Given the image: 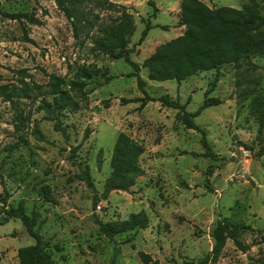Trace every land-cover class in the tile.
I'll return each instance as SVG.
<instances>
[{"label":"rangeland","instance_id":"1","mask_svg":"<svg viewBox=\"0 0 264 264\" xmlns=\"http://www.w3.org/2000/svg\"><path fill=\"white\" fill-rule=\"evenodd\" d=\"M110 1L132 15L135 30L128 57L138 67L156 46L179 31L173 27L177 0ZM201 1L211 8L240 9L245 3ZM255 1L264 11V0ZM2 13L32 14L35 22L9 19ZM97 15L101 21L115 17L109 12ZM148 15L154 16L151 29L136 45ZM80 68L98 73L86 81V102L74 112L63 111L55 117L63 134L53 129V118L36 110L39 98L13 100V105L0 100V198L8 194L5 204L0 203V264H18L16 250L33 244L20 222L2 213V208L18 204L27 216L36 214L34 230L55 264H143L139 253L157 264L195 263L211 250L210 233L218 218L241 223L238 240L248 248L241 251L226 240L216 263L262 264L264 231L258 230L264 229V156L256 154L264 147V109L252 108L251 101L255 98L264 106V59H252L237 69L220 67L211 90L213 71L177 83L149 81L139 69L136 74L145 83L141 92L131 76L133 69L123 60L93 52L83 33L72 37L52 0H0V85H19L20 80L29 86L43 85L48 74L69 81ZM205 91L220 103L204 108L192 122L202 131L212 159L202 155L201 133L185 129L178 121V110L157 101L142 105L144 96L167 95L192 113ZM19 112L28 116L15 132L14 117ZM34 126L41 139L32 134ZM119 133L142 147L141 174L128 191H112L102 199L111 149ZM18 135L25 142L5 150L18 141ZM209 168L210 191L205 188ZM85 169L87 181L81 177ZM38 181L49 187L54 204L36 195L32 187ZM137 212L147 217L145 229L112 240L97 230V221L124 220Z\"/></svg>","mask_w":264,"mask_h":264},{"label":"trees","instance_id":"2","mask_svg":"<svg viewBox=\"0 0 264 264\" xmlns=\"http://www.w3.org/2000/svg\"><path fill=\"white\" fill-rule=\"evenodd\" d=\"M55 8L63 15L68 22L72 37L77 39L83 33L89 39L91 50L102 54L111 60H123L132 69L131 76L136 79V86L143 92L144 81L136 74L139 69L145 71L147 80L154 82L174 81L181 82L188 77L197 75L200 72L213 71L215 76L210 83L208 90L217 81L216 73L222 66H232L234 69L243 64H249L250 60L264 59V11H261L255 0H245L240 9L229 7H208L201 0H180L177 14V22L174 27L183 30L180 35L165 41L154 48V50L142 60L140 66L129 60L130 49L128 45L135 30L132 15L128 9L110 0H52ZM154 12L153 3L149 4ZM99 12L114 13L115 17L106 21H101L97 15ZM3 16L20 20L25 19L28 23H34L32 14L14 13ZM98 25L95 26V24ZM166 29V27H162ZM151 29L149 18L143 20V29L137 39L139 45ZM23 38L26 34L23 32ZM24 71H18L24 74ZM97 69H78L72 79L66 81L57 75H46V82L43 85H27L19 81V85H0V100L13 105V100L39 98L40 105L36 110L44 111L48 118H53V129L60 131V123L55 119L61 112H74L78 105L86 102L87 94L84 91L86 81L96 76ZM208 91L204 92L201 104L192 112L184 111L176 99H171L167 95H162L157 99L144 96L143 103L157 101L163 107L178 110L176 118L185 129L195 130L201 133L200 144L203 148V156L214 158L213 153L207 144L202 131L197 128L192 119L196 117L204 108L215 106L220 103L216 98L207 97ZM47 98V99H46ZM128 101H125V103ZM251 106L254 109H264L261 101L253 98ZM27 115L20 112L14 117L13 124L15 132H19ZM262 126V116L258 119V132ZM32 134L41 139V135L34 126ZM88 131L83 134L87 137ZM18 141L5 146V150L11 151L24 143L25 139L21 135L17 136ZM244 148L251 149L243 145ZM73 152V150L71 151ZM142 147L123 133H119L113 143L110 159L109 174L103 182V191L100 195L105 199L112 191L126 192L133 186L135 178L140 176L141 169L138 159L142 154ZM264 156V147H260L256 154ZM211 169L205 173V188L210 191L207 178L211 175ZM81 177L87 181L88 173L85 169L81 172ZM90 185V184H89ZM33 190L38 197L48 203H53L49 187L38 181L33 184ZM8 194L4 192L0 198L2 206L5 204ZM2 213L7 219H16L24 228L25 233L33 240V244L20 247L16 250L18 264H55L50 252L47 250L41 237L34 226L36 225V214L31 212L27 216L20 204L16 207L2 208ZM98 232L105 238L112 240L116 235L127 232H135L145 229L147 217L142 212L129 214L124 220L96 222ZM243 229L241 223L226 219H216L211 230L210 237L213 241L211 250L195 263L183 262L182 264H217L221 249L226 240H230L236 248L244 251L248 248L242 244L239 238V230ZM264 229L258 230L261 233ZM138 257L143 264H157L151 261L148 255L139 253ZM264 264V255L260 259Z\"/></svg>","mask_w":264,"mask_h":264},{"label":"crops","instance_id":"3","mask_svg":"<svg viewBox=\"0 0 264 264\" xmlns=\"http://www.w3.org/2000/svg\"><path fill=\"white\" fill-rule=\"evenodd\" d=\"M179 2H180V0H177V2H176L177 8H175V13H174V16H175L176 20L173 22V27H174L175 23L177 22V14H178V10H179ZM153 6H154V4H153ZM154 9H155V11L157 12V9L155 8V6H154ZM155 11H154V13H156ZM153 17H154V16H149V15H148L146 18H149V22H150V19L153 18ZM166 28H167V27H166ZM174 28H176V27H174ZM177 29H178L179 31H178V33H176V36H178V35L181 34L183 28L180 27V28H177Z\"/></svg>","mask_w":264,"mask_h":264}]
</instances>
